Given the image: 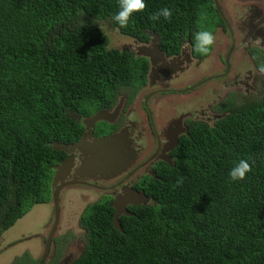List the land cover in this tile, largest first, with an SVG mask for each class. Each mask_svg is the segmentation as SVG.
Listing matches in <instances>:
<instances>
[{
    "label": "trees",
    "instance_id": "trees-1",
    "mask_svg": "<svg viewBox=\"0 0 264 264\" xmlns=\"http://www.w3.org/2000/svg\"><path fill=\"white\" fill-rule=\"evenodd\" d=\"M211 2L145 0V10L120 27L118 0H0L1 233L51 201L55 165L66 156L53 145L78 141L79 118L147 81L149 60L110 48L95 18L144 43L157 34L174 54L182 38L193 40ZM163 7L171 21L149 19ZM226 110L215 126L191 127L175 165L146 180L150 203L120 217L122 230L108 203L88 209V245L75 264H264V92ZM241 159L252 170L233 181L229 172Z\"/></svg>",
    "mask_w": 264,
    "mask_h": 264
},
{
    "label": "flooded vegetation",
    "instance_id": "flooded-vegetation-1",
    "mask_svg": "<svg viewBox=\"0 0 264 264\" xmlns=\"http://www.w3.org/2000/svg\"><path fill=\"white\" fill-rule=\"evenodd\" d=\"M211 3L218 18L212 21L215 43L206 55L189 51L194 41L188 36L182 38L181 48L174 54L162 49L161 37L157 34L150 33L152 37L145 43L129 37L130 43L125 48L136 53L138 45L157 44L163 57H158L155 64L146 57L149 60L147 81L138 90L129 88L120 92L113 103L108 101L104 108L79 121L84 124L85 119L106 112L107 120L95 124L92 140L120 135L121 154L130 165L117 173L80 175L86 147L65 152L60 163L68 160L72 165L59 182L63 186L59 218H56L52 193L49 202L53 214L44 225L46 229L49 226L46 231L31 233L35 235L24 242H12L8 239L10 236L5 237L14 226L0 232L1 264H75L83 258L88 245V229L82 225V219L92 205L108 203L114 209L115 226L116 199L129 188L147 194L146 180L161 178L160 167L175 165L176 149L190 135L194 124L215 126L227 115L230 105L237 106L245 99L261 96L264 92V73L260 72V65L264 63V0H212ZM85 129L84 125L80 139ZM63 191H67V197ZM76 200L77 204L85 205L79 222L73 231H62L64 217L68 215L64 214L65 205H72ZM132 206L135 205L127 206L129 212ZM81 234H85V245L80 242ZM20 246L26 248L13 254Z\"/></svg>",
    "mask_w": 264,
    "mask_h": 264
},
{
    "label": "water",
    "instance_id": "water-1",
    "mask_svg": "<svg viewBox=\"0 0 264 264\" xmlns=\"http://www.w3.org/2000/svg\"><path fill=\"white\" fill-rule=\"evenodd\" d=\"M155 35V34H154ZM156 41V40H155ZM138 56L149 58L152 64L158 61V57H163V53L160 47L156 44L153 47L148 45H138L135 49ZM100 120H107V113L100 112L95 116L89 117L84 120L85 132L79 142L75 144H68L64 142H57L53 145L56 150H62L66 153H71L76 151V149H82L86 147L84 151V161L81 166L80 175H90L89 173H100V174H110L117 173L121 169H124L130 165V162L122 156L120 150V135H115L111 138H99L92 140L93 131L95 124ZM92 141V142H91ZM72 162L68 160L55 166V175L53 180V201L56 205V218H59V203H60V192L63 186L59 185V182L67 176V170L71 168ZM150 197L145 192H139L135 189L125 190L123 196H119L116 202L113 204L115 213V227L122 230V225L120 221V215L124 214L126 216L132 213L128 211L127 206L129 204L139 206L148 205L150 203Z\"/></svg>",
    "mask_w": 264,
    "mask_h": 264
},
{
    "label": "rangeland",
    "instance_id": "rangeland-1",
    "mask_svg": "<svg viewBox=\"0 0 264 264\" xmlns=\"http://www.w3.org/2000/svg\"><path fill=\"white\" fill-rule=\"evenodd\" d=\"M208 5L209 7L204 15L209 17L210 15L214 14V11L210 9L212 4L208 3ZM205 16H202L199 21V30L204 29V30L212 31L214 29V27L212 26V21H214V16H211L213 17V19L210 17L205 18ZM103 27L109 34V37H111V44L109 46L110 48L123 49L126 47L128 43H130L131 38L129 37L125 38L123 34L120 35V33L116 30H113L111 26L109 27L107 25H103ZM125 49H128V48H125ZM52 185H53V182H52ZM66 192L67 191L62 192L64 197L68 196ZM76 199H78V197H76ZM84 206L85 205L83 203L77 204V200L72 205L70 204L65 205L64 214L65 215L68 214V215L66 216V218L64 217L65 220H63V224L61 228L62 231L72 230L73 227L77 226L75 224L79 222L78 220L80 219V216L83 213ZM51 214H53V207L51 206V202L48 201L47 203L36 204L30 209V211L24 217L18 220V222L14 225L12 229H10L9 231L5 233V237L10 236L8 239L12 242L14 241L24 242L25 239L29 238L32 235H35L31 233H36V231L42 230V229H45L46 231L49 228L48 225H47L48 227L47 229L44 228V225L47 223L48 218L50 217ZM84 235L85 234H81L80 242L85 245V242H83L86 240ZM84 245L83 246L81 245V247H84ZM24 248H26V246H20V247L15 248V252L13 254L20 253ZM11 255L12 254L5 255L2 262L7 261ZM7 263H10V261H8Z\"/></svg>",
    "mask_w": 264,
    "mask_h": 264
},
{
    "label": "clouds",
    "instance_id": "clouds-1",
    "mask_svg": "<svg viewBox=\"0 0 264 264\" xmlns=\"http://www.w3.org/2000/svg\"><path fill=\"white\" fill-rule=\"evenodd\" d=\"M119 2V10L114 14L113 20L120 27H127L130 18L133 13L142 12L147 7L145 0H118ZM161 17L164 19L171 21L172 19V11L168 7H163L158 11L150 14L149 19L152 21L160 20ZM93 23L99 24L101 29L104 32L102 23L99 17H96ZM106 35V33L104 32ZM194 45L189 51H195L201 55H206L211 51L212 46L215 43V36L212 31L209 30H199L193 35ZM260 72L264 73V63L260 65ZM252 170V166L247 159H241L238 163L231 168L229 172V176L233 181L243 180L246 177V174ZM184 181V177H180L177 179V184H182Z\"/></svg>",
    "mask_w": 264,
    "mask_h": 264
}]
</instances>
